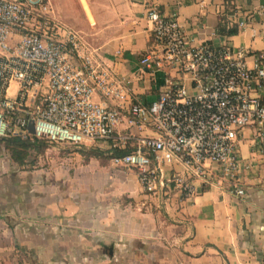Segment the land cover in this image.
<instances>
[{
    "label": "crops",
    "instance_id": "crops-1",
    "mask_svg": "<svg viewBox=\"0 0 264 264\" xmlns=\"http://www.w3.org/2000/svg\"><path fill=\"white\" fill-rule=\"evenodd\" d=\"M88 1L84 28L92 34L65 25L101 54L133 103L151 104L165 76H175L140 63L153 42L152 7L176 14L194 46L249 48L250 67L264 53V0ZM242 20L249 26L239 31ZM223 26L237 34L220 33ZM260 95L264 102V88ZM239 142V157L250 165L239 179L244 196L229 182H196L194 200L174 190L146 195L134 170L112 165L105 143L74 147L100 149L105 159H86L81 150L61 156L57 145L22 167L0 144V264H264V157L253 127L240 132ZM174 172L183 173V166L166 167Z\"/></svg>",
    "mask_w": 264,
    "mask_h": 264
},
{
    "label": "built area",
    "instance_id": "built-area-1",
    "mask_svg": "<svg viewBox=\"0 0 264 264\" xmlns=\"http://www.w3.org/2000/svg\"><path fill=\"white\" fill-rule=\"evenodd\" d=\"M147 19L153 42L142 67L175 73L165 76L149 105L130 102L101 54L57 19L52 0H0V140L73 147L105 143L112 165L134 170L152 197L174 190L194 200L196 182H229L244 196L239 179L250 165L239 157L242 130L253 127L264 157V53L250 67L249 48L194 46L177 15L156 7ZM248 26L242 20L237 29ZM175 164L183 173L167 174L166 167Z\"/></svg>",
    "mask_w": 264,
    "mask_h": 264
},
{
    "label": "trees",
    "instance_id": "trees-1",
    "mask_svg": "<svg viewBox=\"0 0 264 264\" xmlns=\"http://www.w3.org/2000/svg\"><path fill=\"white\" fill-rule=\"evenodd\" d=\"M219 32L231 36L237 34V29H226V27L223 26L220 28ZM0 144H4L12 162L21 167L27 165L34 155L44 154L50 146L44 141L37 139H22L20 137L0 140ZM81 152L86 159L90 157H101L103 155L98 149L90 151L81 150ZM110 157H112V155H110ZM110 157L108 158L110 159Z\"/></svg>",
    "mask_w": 264,
    "mask_h": 264
},
{
    "label": "rangeland",
    "instance_id": "rangeland-1",
    "mask_svg": "<svg viewBox=\"0 0 264 264\" xmlns=\"http://www.w3.org/2000/svg\"><path fill=\"white\" fill-rule=\"evenodd\" d=\"M53 1H54V5L57 6L55 7L56 13L64 24L79 31L84 37H87L89 36V34H92L88 31H85L84 28L85 23L87 24V16L85 14L84 7L86 6L87 8L88 7L87 5L90 4L88 0H53ZM60 150H61L60 151L61 156H64V153L68 154L70 152L80 151L81 149H75L73 146L65 145L63 146V148H60ZM82 150H84V148H82ZM90 150H94V148L91 147ZM102 158L105 159V155H102ZM37 161L40 167H43L44 165V167L49 168L47 159L42 160L43 162H41L39 159ZM32 162H36L34 158H32Z\"/></svg>",
    "mask_w": 264,
    "mask_h": 264
},
{
    "label": "water",
    "instance_id": "water-1",
    "mask_svg": "<svg viewBox=\"0 0 264 264\" xmlns=\"http://www.w3.org/2000/svg\"><path fill=\"white\" fill-rule=\"evenodd\" d=\"M29 132H30V134H34V125H33V123H30V125H29Z\"/></svg>",
    "mask_w": 264,
    "mask_h": 264
}]
</instances>
